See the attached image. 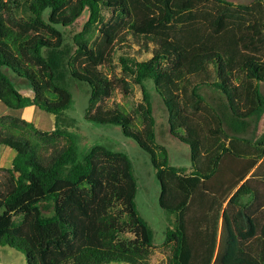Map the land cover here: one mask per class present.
<instances>
[{
    "label": "trees",
    "instance_id": "1",
    "mask_svg": "<svg viewBox=\"0 0 264 264\" xmlns=\"http://www.w3.org/2000/svg\"><path fill=\"white\" fill-rule=\"evenodd\" d=\"M14 2L26 6L34 21L48 27L56 38L23 35L0 26V101L11 110L35 106L51 113L55 127L43 130L12 113L0 115V145L16 151L11 167L0 168L6 174L0 183V245L23 252L28 264H148L154 230L140 214L135 198L126 208L118 199L101 206L96 188L94 158L103 154L111 160H127V155L97 144L80 152L71 132L75 122L67 116L74 102L68 78L89 85L88 110L92 109L119 82L101 69L112 61L116 39L122 43L136 39L143 40L150 58L138 61L121 56L120 60L124 71L142 88L144 104L139 109L145 126L137 129L120 107L98 106L94 113L87 111L84 120L119 126L150 155L161 187L160 207L175 216L164 242L174 245L168 264H194L185 211L199 190L218 196L223 203L229 199L230 204L244 199L247 204L255 196L247 176L264 157V131L254 136V117L264 113V3ZM105 9L116 17V23L103 28L99 42L92 46L88 36L103 19ZM86 15L82 30L73 34L72 41L57 29L71 30ZM4 66L26 79L34 94L18 90L2 70ZM193 77L200 82L189 91ZM120 81L128 93L129 82ZM202 84L221 91L211 98L206 130L180 102L184 97L192 109L200 110ZM151 89L167 108L172 134L190 147L193 171L188 176L170 164L168 149L156 142ZM177 129L185 134L177 135ZM62 139L67 143L60 147ZM47 148L49 153L44 151ZM225 158L228 163L221 167ZM223 173L229 174L228 180L222 178ZM223 218L228 237L239 241V252L250 256L254 264H264L262 217L247 215L246 223L227 213Z\"/></svg>",
    "mask_w": 264,
    "mask_h": 264
},
{
    "label": "rangeland",
    "instance_id": "2",
    "mask_svg": "<svg viewBox=\"0 0 264 264\" xmlns=\"http://www.w3.org/2000/svg\"><path fill=\"white\" fill-rule=\"evenodd\" d=\"M236 4H253L256 0H229ZM264 3V0H261ZM210 4V3H209ZM103 19L94 27L88 36L89 43L95 46L102 37V29L116 23V17L107 9L103 12ZM87 15L79 21L77 26L71 30L57 26L58 30L64 31L68 40L72 41L75 32L81 31ZM0 26L12 29L15 33L34 36L43 34L48 38L55 39L52 31L43 25L36 23L32 14L24 5H16L14 0H2L0 4ZM125 29L122 30V33ZM121 56H126L138 61L147 60L151 51L147 52L143 47V40L130 39L128 43H122L116 39L113 44L112 61L101 65L102 71L110 78L117 81L116 89L109 97L97 102L89 109L91 90L88 84L68 78V88L73 94L74 102L67 111L69 120L75 122L71 128L74 139L80 152L91 149L94 145H104L114 152H124L127 160L119 158L111 160L103 154L94 158V177L98 180L97 192L99 203L105 206L109 200L118 199L126 208L131 200L135 198L140 214L149 222L154 230V247L148 258V264H168L174 251V245H166V229L170 221L175 220L174 215H168L159 204L161 187L156 177L155 168L152 165L151 157L143 151L135 140L126 137L119 126L112 124H97L84 120L87 111L94 113L97 107L116 108L125 110L132 118L137 129H142L143 122L140 106L144 104L142 88L123 69ZM10 80L24 95H33L32 89L28 86L27 80L19 77L8 67H3ZM121 79L130 84L128 93L124 92ZM200 82V78L193 77L192 86ZM152 84V82H147ZM150 84V86H151ZM149 86V85H148ZM199 93L203 97L201 109L195 111L190 101L181 98V105L187 107L189 113L195 114L202 125L207 126L206 111L211 108V98L221 94L220 89L202 84ZM150 98L156 118V142L165 146L169 152L170 164L183 169V174L188 176L193 171L190 157V147L171 132L169 113L162 100L154 89L150 91ZM187 105V106H186ZM5 106L6 111L2 109ZM203 106V107H202ZM192 109V110H191ZM12 113L32 121L37 127L43 130H52L55 127L53 114L41 110L35 106L23 110H11L0 101V115ZM256 129L254 136L264 131V113L254 117ZM177 135L185 134L184 130L177 129ZM67 139H62L58 146L62 147ZM9 150V147L0 145V149ZM51 149H44L50 152ZM3 151V150H2ZM0 151V168L11 167L12 155L6 156ZM3 156V157H2ZM225 158L220 166H226ZM10 161V162H9ZM220 176V175H219ZM229 174L223 173L222 178L228 180ZM6 174L0 171V183L5 180ZM248 185L254 191L255 196L246 199L240 204H230L229 199L222 202L218 196L205 193L199 190L189 203L185 211L188 239L193 247L194 264H254L252 258L245 253L239 252V241L236 238L230 239L227 235V228L224 224V213L228 216L247 222V215L262 217L264 223V157L247 176ZM223 180V179H222ZM215 186H217L215 184ZM224 189V188H223ZM247 229L248 227L245 226ZM214 232V236L212 235ZM259 232V231H258ZM235 248V252L231 251ZM0 264H28L23 252L9 246L0 245ZM117 264V263H109Z\"/></svg>",
    "mask_w": 264,
    "mask_h": 264
},
{
    "label": "crops",
    "instance_id": "3",
    "mask_svg": "<svg viewBox=\"0 0 264 264\" xmlns=\"http://www.w3.org/2000/svg\"><path fill=\"white\" fill-rule=\"evenodd\" d=\"M29 96H32V95H29ZM2 109H4V110L6 111L5 106H4ZM5 147H6V146H5ZM2 150H3V151H2ZM0 151H2V153H3L4 155H6V156H11V155H12L13 159H14V157H15V155H16V151L13 150V149H11V148H9V150H4V148H3V149H0ZM13 159H12V161H13Z\"/></svg>",
    "mask_w": 264,
    "mask_h": 264
},
{
    "label": "bare ground",
    "instance_id": "4",
    "mask_svg": "<svg viewBox=\"0 0 264 264\" xmlns=\"http://www.w3.org/2000/svg\"><path fill=\"white\" fill-rule=\"evenodd\" d=\"M3 157V156H2ZM10 162V161H9Z\"/></svg>",
    "mask_w": 264,
    "mask_h": 264
}]
</instances>
